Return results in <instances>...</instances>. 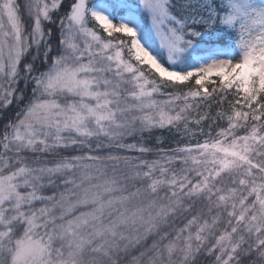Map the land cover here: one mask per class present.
I'll return each instance as SVG.
<instances>
[{
  "label": "snow or ice",
  "instance_id": "1",
  "mask_svg": "<svg viewBox=\"0 0 264 264\" xmlns=\"http://www.w3.org/2000/svg\"><path fill=\"white\" fill-rule=\"evenodd\" d=\"M0 264H264V0H0Z\"/></svg>",
  "mask_w": 264,
  "mask_h": 264
}]
</instances>
